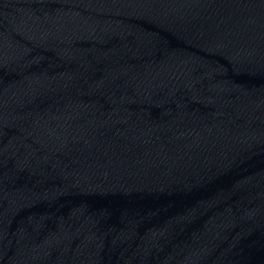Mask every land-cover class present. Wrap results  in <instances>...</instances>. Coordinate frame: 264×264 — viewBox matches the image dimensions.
I'll return each mask as SVG.
<instances>
[{"label": "water", "instance_id": "95a60500", "mask_svg": "<svg viewBox=\"0 0 264 264\" xmlns=\"http://www.w3.org/2000/svg\"><path fill=\"white\" fill-rule=\"evenodd\" d=\"M0 264H264V0H0Z\"/></svg>", "mask_w": 264, "mask_h": 264}]
</instances>
